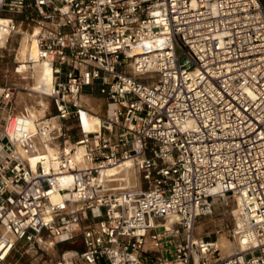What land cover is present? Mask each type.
<instances>
[{"label": "built area", "instance_id": "1", "mask_svg": "<svg viewBox=\"0 0 264 264\" xmlns=\"http://www.w3.org/2000/svg\"><path fill=\"white\" fill-rule=\"evenodd\" d=\"M18 36L54 114L0 85V264L76 239L55 264H264V0H0V52ZM223 197L244 249L214 258L193 227Z\"/></svg>", "mask_w": 264, "mask_h": 264}, {"label": "rangeland", "instance_id": "2", "mask_svg": "<svg viewBox=\"0 0 264 264\" xmlns=\"http://www.w3.org/2000/svg\"><path fill=\"white\" fill-rule=\"evenodd\" d=\"M23 38H25V36H18L12 41V45H8L5 50L0 52V85L6 84L9 86H16L18 89L16 104L19 110L23 109L25 104L28 108L33 105V103H31L32 101L30 102L29 100L30 98H26V96L32 94L29 89L33 87V80L28 75L20 74V70L18 71V74H20L19 76L21 77L16 75V70L27 65L20 64L14 71L17 66L16 59L21 60L20 57H22L21 53L23 47L25 45H30L29 42L23 41ZM23 58L24 57H22V59ZM184 58L185 57H183L181 61H183ZM22 89H25V91ZM20 94L22 97H20ZM91 97L92 107L98 108L102 105L103 101L99 96L92 95ZM45 98L49 101L47 95ZM24 100L25 102H23ZM49 114H54L50 101L48 109L44 115L48 116ZM235 208L237 209L236 204L232 199H220L215 202L211 215L199 218L195 221L193 230L195 239L219 243L220 247L218 248V252L214 255V258L226 257V255L222 253L221 248L223 244L220 242L221 240L224 239L225 242L227 241V243L235 245V239L233 238V229L235 228L234 219L236 216ZM41 244L30 245L23 241L20 242L4 264H55V262L61 258L62 254L68 251L81 252L83 250V245L80 239H76L69 243L55 245L53 250L48 251V247L46 248L45 245H43V247ZM76 262L77 264H81L79 260H76Z\"/></svg>", "mask_w": 264, "mask_h": 264}, {"label": "bare ground", "instance_id": "3", "mask_svg": "<svg viewBox=\"0 0 264 264\" xmlns=\"http://www.w3.org/2000/svg\"><path fill=\"white\" fill-rule=\"evenodd\" d=\"M5 40H6L5 38L0 37V45L3 46L5 44ZM23 41L29 42L26 36H25V38H23ZM35 52H36V49H35L34 43H32V44L30 43L29 46L25 45L23 47L21 54H22V57H24L26 59H24V58L22 59V57H20V58H21L22 63H24L23 65H27V66H23L21 69L16 70V75L18 77H21V76H19L20 74L28 75L33 80V87L29 89V91H31L32 94H30L29 96H26V98H30L29 100H30V102L32 101L31 103H33L34 106L32 105L31 107L28 108L27 105L25 104L23 109H25L26 111H28L31 115H33L35 117H43V115L46 113V110L48 109V106H49V101L45 97L48 94L49 88L53 83V76H52V70H51L50 66L47 64H44V63H34L32 65L27 64L28 63L27 61L30 58L35 57ZM19 70H20V74H18ZM20 97H22L21 94H20ZM24 97H25V95H24ZM90 98L92 99V97H89V96H82V100L85 102V104L88 106V108L93 112H98L100 106L98 108L92 107L91 106L92 100ZM23 102H25V100ZM29 105H31V104H29ZM98 123L99 122H98L97 117H94L89 122V125L86 129L91 130V131H95L98 129ZM117 173L119 174L120 178H123L122 179L123 182L120 185H118L119 188L126 189L129 187L139 186L135 172L129 163L123 164ZM222 199H226V198L223 197ZM219 200L220 199L215 198V202H217ZM233 201L235 202L236 207L238 209L239 201L238 200H233ZM237 209H236V215H237ZM176 220H177V217L175 215L169 216L167 218V224L162 225L161 228H167L169 226V224H173ZM234 224L238 225L239 222L236 221ZM234 239H235V245L227 243V241L225 242L224 239H223L224 241L223 240L220 241L223 244L221 249H222V253L224 255L229 256L232 253H234L236 250L242 251L244 249V246L242 245V243L240 241L241 240L240 237L234 236ZM42 243H44L46 248L48 247L47 251L54 249V244L51 240H46L45 242H42ZM215 244H216L217 248L220 247L218 242H215ZM250 244L255 245L256 243L250 242ZM41 245L43 246V244H41ZM73 256H74L73 252H71V251L66 252L65 257H73ZM195 260H197V257H195Z\"/></svg>", "mask_w": 264, "mask_h": 264}]
</instances>
